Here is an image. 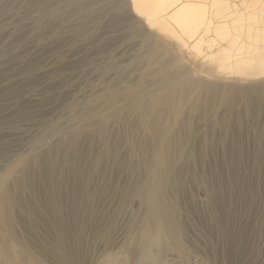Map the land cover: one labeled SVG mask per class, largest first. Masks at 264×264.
Returning <instances> with one entry per match:
<instances>
[{"label":"rangeland","instance_id":"374dc122","mask_svg":"<svg viewBox=\"0 0 264 264\" xmlns=\"http://www.w3.org/2000/svg\"><path fill=\"white\" fill-rule=\"evenodd\" d=\"M129 3L0 0V264H264V11L198 52Z\"/></svg>","mask_w":264,"mask_h":264},{"label":"bare ground","instance_id":"6f19581e","mask_svg":"<svg viewBox=\"0 0 264 264\" xmlns=\"http://www.w3.org/2000/svg\"><path fill=\"white\" fill-rule=\"evenodd\" d=\"M131 10L139 17L144 18V23L149 28H156L160 32L167 33L183 43L191 42L192 48L198 52L202 51L206 39L202 35L215 32L218 36L225 37L229 31L244 27V22L249 18H259L260 11H264V0L262 7L253 11H243L231 3L229 0H129ZM251 6V5H250ZM259 10L258 12L256 10ZM261 16L263 13H260ZM264 21L261 19L260 21ZM178 26V30L174 26ZM199 54V53H198ZM200 55V54H199ZM248 68L251 63L243 60ZM249 74L252 71L245 69L242 71ZM264 72V71H262ZM173 218V210H169ZM175 226V225H174ZM166 242L165 239H159ZM0 242H3L0 239ZM139 262H145L152 255L143 256ZM172 257V258H171ZM171 259L169 262L168 259ZM150 261V260H149ZM136 263V262H135ZM151 263V262H150ZM160 263L175 264L172 252L168 253Z\"/></svg>","mask_w":264,"mask_h":264}]
</instances>
